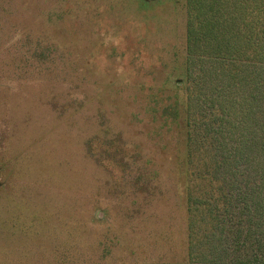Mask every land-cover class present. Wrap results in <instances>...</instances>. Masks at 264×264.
<instances>
[{
  "label": "rangeland",
  "instance_id": "rangeland-1",
  "mask_svg": "<svg viewBox=\"0 0 264 264\" xmlns=\"http://www.w3.org/2000/svg\"><path fill=\"white\" fill-rule=\"evenodd\" d=\"M188 16L0 0V264H188L189 194L199 259H264V131L217 133L211 100L187 99Z\"/></svg>",
  "mask_w": 264,
  "mask_h": 264
},
{
  "label": "trees",
  "instance_id": "trees-1",
  "mask_svg": "<svg viewBox=\"0 0 264 264\" xmlns=\"http://www.w3.org/2000/svg\"><path fill=\"white\" fill-rule=\"evenodd\" d=\"M186 7L189 13L185 78L187 99L190 101L193 98L198 106L202 105V101L211 100L213 117H210V126L217 133L241 131L248 145L251 132L264 131L261 121L264 113L260 115L264 109L261 104L264 103V0H186ZM193 85H199L197 95ZM198 126H203L208 133L204 118ZM186 127V142L190 147L193 143L194 149V143L199 141L191 137L196 126L190 109L186 114ZM254 142H250L251 151ZM257 150L259 155L264 156V140ZM189 155L188 148L186 164H190ZM186 204L190 232L188 264H217L199 259V243L194 241L198 232L195 233L194 229L199 222L205 226L207 223L195 219L200 203H196L191 194ZM208 218L207 221L212 223L213 217ZM262 235V241L257 245L264 250V231ZM250 236L251 231H247V237ZM257 259L229 264H264V259Z\"/></svg>",
  "mask_w": 264,
  "mask_h": 264
}]
</instances>
